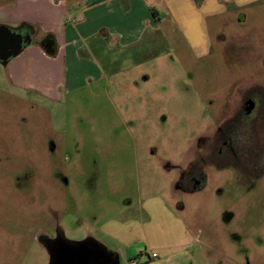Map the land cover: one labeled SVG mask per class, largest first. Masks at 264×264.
<instances>
[{
	"label": "rangeland",
	"instance_id": "1",
	"mask_svg": "<svg viewBox=\"0 0 264 264\" xmlns=\"http://www.w3.org/2000/svg\"><path fill=\"white\" fill-rule=\"evenodd\" d=\"M145 2L174 13L111 75L60 99L13 83L0 62V264H50L43 239L57 230L136 264L145 241L126 247L100 225L149 201L165 216L153 246L171 245L172 216L195 241L140 264H264V0ZM32 28L34 42L48 37ZM250 92L259 123L231 122L226 153L225 121Z\"/></svg>",
	"mask_w": 264,
	"mask_h": 264
},
{
	"label": "crops",
	"instance_id": "2",
	"mask_svg": "<svg viewBox=\"0 0 264 264\" xmlns=\"http://www.w3.org/2000/svg\"><path fill=\"white\" fill-rule=\"evenodd\" d=\"M145 1L77 0L74 7L66 0H10L0 4V25L33 24L41 27L43 35L51 36L44 47L41 42H34L28 32L32 42L6 63L12 82L49 95V98L60 99L62 90H76L90 79L99 80L111 75L118 63L126 62L128 48L134 47L140 37L159 30V20L164 12L174 13L171 4L160 11ZM201 1L202 5L207 2ZM152 40L157 42L155 38ZM149 203L151 205L142 206L134 215L127 213L129 216L125 217L121 214L120 218L106 220L100 225L101 230L122 244L132 240L133 244L145 241L146 248L141 250L140 257L147 253L150 260L158 259L159 251L184 255L192 249L195 237L190 236L187 227L176 216L171 217L176 229L166 238L171 245L166 246L163 242L159 247L152 245L150 237L160 230L165 216L157 215L156 204ZM160 209H167L164 202ZM168 232L163 229L160 235ZM99 244L124 264L120 253ZM152 253L157 256H151ZM140 257L136 258L139 259L136 264L141 263Z\"/></svg>",
	"mask_w": 264,
	"mask_h": 264
},
{
	"label": "water",
	"instance_id": "3",
	"mask_svg": "<svg viewBox=\"0 0 264 264\" xmlns=\"http://www.w3.org/2000/svg\"><path fill=\"white\" fill-rule=\"evenodd\" d=\"M31 42L32 39L28 34L25 46ZM24 47L20 35L13 33L10 27L0 25V61L2 63H7L13 56L19 54ZM89 241H91V243H89ZM59 242L61 244L60 246L65 248L66 254L62 255L63 260H61V253H58V256L56 257L53 249L50 248L51 254L53 253V262L56 261L58 263L63 261L65 264H89L91 261L89 256L90 245L97 246L98 251H95V253L93 252L92 258L98 264H102V261L106 259V257L109 258L114 256L112 253H108L98 242L93 239L76 242L66 239L63 235L60 237ZM93 259L92 261H94ZM118 262L120 261L118 260Z\"/></svg>",
	"mask_w": 264,
	"mask_h": 264
},
{
	"label": "flooded vegetation",
	"instance_id": "4",
	"mask_svg": "<svg viewBox=\"0 0 264 264\" xmlns=\"http://www.w3.org/2000/svg\"><path fill=\"white\" fill-rule=\"evenodd\" d=\"M11 29H12L13 33H16V34L20 35V38H22V44H23V47H24L29 31L25 30V29H14V28H11ZM44 43L47 45L49 43V41H44ZM250 93H252V95L249 94V95H247L244 98V100L240 103L241 104L240 107L236 108V111L234 112L233 116L231 114L230 120H226L225 121V125H224V128H223L224 131L222 132V134H224L223 138H224L225 148L223 149V147H222L224 152L232 151V149L230 147V141L236 139V133L235 132L232 134V133H228V131H227L229 129L228 127H231V125H230L231 122L234 121V125H237V122H238L239 118H241L242 114H244L243 116H246L248 119L255 120L256 124L259 123L258 116H259V111H261L260 109L262 108L261 106H262V102L263 101L255 93H253V92H250ZM262 116L263 117H261V118H262V120H264V113H263ZM255 130H256V128H255ZM181 182H182V180H181ZM63 234H64L63 232L61 233V232H59L57 230V232L54 233L53 236L45 237L43 239V243H45V245L48 248V251L50 252V257H51V263L50 264H56L57 263L56 261H54V262L52 261L53 253L51 254L50 248L53 249V252L55 253L56 257L58 256V253H61V256H60L61 260H63L62 259L63 258L62 255L66 254L65 248L64 247L62 248V246H60L61 244L59 242L60 237H62ZM89 240H92V239H89ZM89 243H91V241H89ZM89 247H90L89 256H90V260H91L89 264H98L92 258L93 252L95 253V251H98L97 250V246L96 245H90ZM92 259L94 261H92ZM57 264H65V262L61 261V262H58ZM102 264H121V263L118 262V260L114 256H112V257H109V258L106 257V259H104L102 261Z\"/></svg>",
	"mask_w": 264,
	"mask_h": 264
},
{
	"label": "trees",
	"instance_id": "5",
	"mask_svg": "<svg viewBox=\"0 0 264 264\" xmlns=\"http://www.w3.org/2000/svg\"><path fill=\"white\" fill-rule=\"evenodd\" d=\"M8 1H10V0H8ZM32 24H28V23H21V25H18L17 27H16V29H26V30H28L29 32H30V29L32 28ZM33 29V28H32ZM31 34V33H30ZM32 35V34H31ZM46 36H48L46 39H43V40H41L40 42H41V44H42V46H44V47H46V44L44 43V41H49L50 39H51V36L48 34V35H46ZM50 52V51H49ZM50 53H52V52H50Z\"/></svg>",
	"mask_w": 264,
	"mask_h": 264
}]
</instances>
